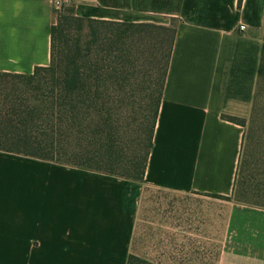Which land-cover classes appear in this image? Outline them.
I'll list each match as a JSON object with an SVG mask.
<instances>
[{"label":"crops","instance_id":"obj_1","mask_svg":"<svg viewBox=\"0 0 264 264\" xmlns=\"http://www.w3.org/2000/svg\"><path fill=\"white\" fill-rule=\"evenodd\" d=\"M59 1L174 25L152 147L142 181L0 151V264H264V207L235 198L244 128L227 118L252 105L264 0ZM55 8L0 0V73L48 65Z\"/></svg>","mask_w":264,"mask_h":264},{"label":"trees","instance_id":"obj_2","mask_svg":"<svg viewBox=\"0 0 264 264\" xmlns=\"http://www.w3.org/2000/svg\"><path fill=\"white\" fill-rule=\"evenodd\" d=\"M54 13L48 65L36 66L26 74L0 73V151L142 181L174 25L81 17L75 15L71 4L64 3ZM262 40L253 109L256 87L259 89L264 79V22ZM138 44L157 47L152 62L156 76L144 88L143 116L129 139L122 135L121 104L129 78L137 69ZM162 44L165 55L159 59ZM227 118L244 128L237 185L249 135L243 120ZM126 264L152 263L130 254Z\"/></svg>","mask_w":264,"mask_h":264},{"label":"rangeland","instance_id":"obj_3","mask_svg":"<svg viewBox=\"0 0 264 264\" xmlns=\"http://www.w3.org/2000/svg\"><path fill=\"white\" fill-rule=\"evenodd\" d=\"M62 4L57 9H60ZM155 32L157 34L158 31ZM153 45L138 44V52H135L137 69L129 78L126 95L122 100L120 124L122 135L129 139H132L137 120L139 123L143 116L146 90L144 88L149 86L156 76L152 62L157 47H152ZM161 46L157 53L159 59L165 55V44ZM256 94L254 109L251 105L248 111L230 116L236 120H243L249 135V140L247 139L245 143V155L238 175L235 198L249 203L264 204V79L260 82L259 89L256 87Z\"/></svg>","mask_w":264,"mask_h":264},{"label":"built area","instance_id":"obj_4","mask_svg":"<svg viewBox=\"0 0 264 264\" xmlns=\"http://www.w3.org/2000/svg\"><path fill=\"white\" fill-rule=\"evenodd\" d=\"M54 4L56 7H59V5L61 4V2L59 0H54Z\"/></svg>","mask_w":264,"mask_h":264}]
</instances>
